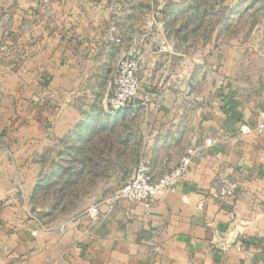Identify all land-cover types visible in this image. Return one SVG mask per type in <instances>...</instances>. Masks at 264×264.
<instances>
[{
    "label": "crops",
    "instance_id": "obj_1",
    "mask_svg": "<svg viewBox=\"0 0 264 264\" xmlns=\"http://www.w3.org/2000/svg\"><path fill=\"white\" fill-rule=\"evenodd\" d=\"M179 7L203 8L208 28L161 53L145 25L158 10L164 28L176 23ZM109 23L120 44H104ZM132 43L148 91L111 112L109 82ZM160 71L169 82L152 94ZM263 123V0H47L43 10L0 0V264H264ZM188 150L193 165L174 191L107 212L142 159L158 178ZM46 152L52 180L95 185L98 217L89 207L62 231L36 223ZM219 175L239 184L224 201L210 196Z\"/></svg>",
    "mask_w": 264,
    "mask_h": 264
},
{
    "label": "rangeland",
    "instance_id": "obj_2",
    "mask_svg": "<svg viewBox=\"0 0 264 264\" xmlns=\"http://www.w3.org/2000/svg\"><path fill=\"white\" fill-rule=\"evenodd\" d=\"M46 1L47 0H37V6L39 10H43ZM196 1L200 4L204 2V0H196ZM251 1L259 2L260 0H251ZM159 11L160 10L155 12H159ZM191 11H195L196 15L191 20H185V18L188 17L189 14H191L190 13ZM219 13H220V20L225 19L226 16L229 15L226 9L219 10ZM174 16L176 17L175 19L176 23H172L168 27L165 26L166 29L161 24L162 21L161 19L158 21L156 20L153 21L151 19V23L149 21L148 24L149 26L145 25V27H148L147 32L145 29V31L142 33V35H148V37H144V41H146V39L148 40L151 39L152 41L154 38H157L158 48L160 46V41L163 40L166 41L173 48V45L175 46L179 42L177 38H175V36L182 35L183 31H187L188 34L191 35V37L189 36L188 42L193 43V41L195 42L194 35H197L198 34L197 32L201 30L203 31V33L206 32L205 29L208 28L207 27L208 25L206 24H208L207 21L210 19L209 17L210 15L209 14L206 15V12L203 8L198 9L197 7L176 8ZM158 18H160V12L157 19ZM187 21H190V23L186 24ZM232 26L233 24L231 23L229 28ZM259 26L260 25L258 23H254L253 25L247 24V28H250L249 35L250 34L252 36L255 35L256 31L260 29ZM224 27L226 28L227 24ZM106 30L107 32L105 35H115L118 39H120L119 29L116 24L109 23L106 27ZM153 42H151V44ZM135 43H138V41H135ZM132 47L136 50L139 49V64H138L139 68L137 70V77L139 79L140 85H139L138 95H144L145 91H148V89L145 88L144 87L145 85L143 84L145 82L144 81L145 73L143 67L145 63L141 56V48L139 47L138 44L133 45L132 43L129 47L123 49L121 53H127ZM115 73L113 74L110 81L113 80ZM158 74H159L158 76L159 79L158 81H156L157 83L155 84V87H151L153 90L151 92L152 94H163L166 84L167 82H169V80H167L168 76L165 79V75L163 71H160ZM43 157H44L43 158L44 167L41 169L39 176L40 181L38 182L39 185L37 190L38 198L35 206L36 209L30 210V213L31 216H33V218L37 220L36 223H40L42 226L46 227L47 229H50L52 227L62 231L63 227H66L69 223H72L74 220L79 218V215L83 213L85 208H89L102 201L87 198L88 196L87 189L91 188V190H94L95 188L94 184H84L80 179H77L76 182L68 183L67 176L61 177L63 175L60 176L61 178L59 180H52V177L53 175H55V172H54V168L51 166V152L44 153Z\"/></svg>",
    "mask_w": 264,
    "mask_h": 264
},
{
    "label": "built area",
    "instance_id": "obj_3",
    "mask_svg": "<svg viewBox=\"0 0 264 264\" xmlns=\"http://www.w3.org/2000/svg\"><path fill=\"white\" fill-rule=\"evenodd\" d=\"M158 15L159 13L156 12L152 20H156ZM119 42L120 40L115 35H107L104 44ZM159 49L164 53H169L173 50L172 46L164 40L160 41ZM8 53L9 50H5V54L7 55ZM138 64L139 49L136 50L132 47L127 53H122L118 69L108 86L109 92L106 97V106L111 112L130 110L136 106L135 99L138 95L140 85L137 77ZM258 129L264 130V123ZM195 154V150H188L173 170L158 178L152 175L148 162L142 159L132 177L108 199L103 201L107 206V212H110L121 201L128 204H141L145 209H148L150 202L157 195L175 190L193 165ZM238 189L239 184L237 182L219 175L218 186L210 192V196L215 200L224 201L234 196ZM86 214L90 219L98 217L100 214L99 205L91 206ZM37 224L40 225V223ZM32 235L35 236V233ZM158 251L159 247L153 246V252L157 253Z\"/></svg>",
    "mask_w": 264,
    "mask_h": 264
}]
</instances>
